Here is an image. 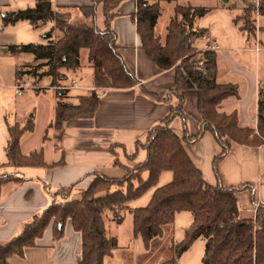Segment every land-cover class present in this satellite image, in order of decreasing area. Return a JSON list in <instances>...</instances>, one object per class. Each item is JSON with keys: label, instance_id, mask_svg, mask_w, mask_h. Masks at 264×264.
Instances as JSON below:
<instances>
[{"label": "trees", "instance_id": "1", "mask_svg": "<svg viewBox=\"0 0 264 264\" xmlns=\"http://www.w3.org/2000/svg\"><path fill=\"white\" fill-rule=\"evenodd\" d=\"M86 1L92 5L78 7L77 11L91 20V24H75L70 12L54 8L51 0H36L34 8L7 13L2 19L4 26L28 22L36 29L53 23V31L59 32L56 42L10 47L16 53L32 54L37 62L34 67L36 77L49 76L52 86L65 79L62 70H79L81 52L88 51L96 90L80 97L76 105L65 103L62 100L64 93L60 94L54 122L48 129H61L74 118L94 114L99 105V89L124 90L140 84L119 53L117 34L113 30V21L120 16L117 10L127 0ZM176 1L137 0V12L134 14L137 34L149 60L162 70L174 69L176 73L174 87L164 96L154 94L144 86L139 87L146 97L171 106L170 114L150 130L144 140L135 143L134 156L144 151L145 161L134 167H124L127 175L122 179L96 175L83 190L81 200L54 204L41 215L35 216L18 236L0 244V264H10V258L22 257L27 249L37 248L49 227L53 229V241L62 240L69 221L74 231L81 235V257L78 264H104L105 258L111 257L117 246L116 239L107 236L104 212L112 211L117 222L121 223L123 217L119 213L127 209V204L153 188L155 190L150 203L144 208L130 211L133 216V238L141 239L146 249H150L155 239L164 236L165 228L175 221L176 215L187 212L192 215L193 221L184 239L172 246L174 263L198 239L204 238L202 264H264V205L259 206L254 218L241 219L238 194L242 191L251 192L252 186L226 187L218 173L219 163L234 145L251 148L264 145V88L258 97L255 129L241 127L237 112L221 113L218 110L220 104L229 98L238 97L239 88L233 84H216V53L208 50L198 52L196 48V43L209 35L208 29L197 26L198 21L209 13V9L177 5L165 38L156 32L163 10L162 3ZM100 8L105 19L103 28L97 24ZM255 11L252 6L244 10L245 23L240 30L247 39L256 36ZM259 11L264 16V0H261ZM240 19L237 18L235 22L239 23ZM51 33L47 34V39L52 38ZM200 62L204 64L203 71L197 67ZM187 91H196L198 94L200 132L192 136L185 128L181 137L171 129V124L178 117L186 118ZM33 131L32 120L25 126L15 124L9 127L10 141L6 148L9 163L17 169H55L63 166V161L46 164L42 152L30 156L22 154L21 140L26 133ZM206 132H210L222 148L221 154L213 162L219 179L215 186L204 179L184 148V143L198 141ZM164 172H172L173 181L157 187ZM144 174L148 175L146 180ZM13 178L14 175L0 177V193L2 186ZM116 187L117 190H113ZM71 189H63L60 194L67 196Z\"/></svg>", "mask_w": 264, "mask_h": 264}, {"label": "crops", "instance_id": "2", "mask_svg": "<svg viewBox=\"0 0 264 264\" xmlns=\"http://www.w3.org/2000/svg\"><path fill=\"white\" fill-rule=\"evenodd\" d=\"M18 1L20 3L17 4L16 0H0V17L3 19L7 13L17 12L14 11L16 6L18 8L16 10L20 11L27 2H36V0ZM51 2L54 8L70 12L73 19L75 15H78L75 13L78 7L92 5L86 0H51ZM235 9L237 8L233 7L232 0L209 7V13L197 23L199 28L208 29L209 35L206 39L199 40L196 48L198 52H202L206 51L210 44L217 46L218 50L214 51L218 68L216 84H233L239 88V96L223 101L218 110L225 114L237 112L241 127L255 129L258 97L260 90L264 88V45L261 38L264 27L260 23L264 16L258 17L261 51L256 52L254 39H247L240 30V24L235 22L242 13L241 10L234 11ZM117 11L120 16L113 21V30L117 34L119 53L140 84L138 87L124 90H97L101 95V98L97 97L99 99L97 111L92 115L74 118L65 123L61 129H48L54 120L46 121L44 135L37 147L29 149L30 145H34V143L31 144V137L37 131L35 120L29 118L32 107L22 109V103L19 102L16 97L18 95L15 93V87L19 86L16 80L17 74H14V78L13 73L9 71L7 76L10 75V78L5 80L3 69L8 67L10 69V66L2 62L1 67L0 62L2 68L0 82L3 84L0 85V176L6 174L15 176L1 188L0 244L7 243L18 236L27 223L52 205L67 203L66 198L74 192L73 190H78L81 196L96 175H104L112 179L125 178L127 171L124 167H134L146 159L144 151L134 156L135 143L138 140H144L147 133L170 114L169 104L153 101L143 95L139 87L144 86L148 91L164 96L175 85V70L160 69L149 60L142 49L134 18L137 12V0L123 2ZM104 22V18H97L100 28L104 27ZM51 27L53 31L54 25ZM156 32L158 34L157 28ZM166 33H162L163 36L159 33L158 36L163 38ZM58 39L49 40L56 42ZM1 45L0 43V47ZM87 66L91 69H85L81 63V68L75 72L62 70L66 80L70 73L73 77L70 80L71 84L63 79L58 85L53 86L57 94V104L60 101V93L56 88L71 86L73 81L77 82L78 87L66 91L67 94L62 99L65 102L77 104L80 97L90 95L96 90L93 85L94 70L90 62ZM86 77L92 82L89 87L83 84ZM74 91H87V94L76 96ZM185 98L186 118L178 117L171 124V129L182 137L183 129L187 128L190 135L196 136L200 132L198 94L196 91H187ZM40 103L49 104V101L42 98ZM36 116L38 114H35ZM29 120L33 121L34 131L23 136L22 154L30 156L35 152H42L46 164L52 165L63 161V166L55 169L49 167L17 169L9 163L6 153L10 141L9 127L15 124L24 126V123ZM184 148L195 166L202 172L204 179L212 186L217 185L219 179L214 171L213 162L215 157L221 154L222 148L215 137L210 132H206L200 140L184 143ZM218 173L220 181L226 187L252 186L251 192L242 191L238 194V201L240 218H254L257 212L255 204L264 205V145L258 148L234 145L219 163ZM172 181L173 173L169 183ZM66 188H72L73 192L70 191L67 196L60 194V191ZM143 247L149 250L145 248L144 243ZM113 255L109 259H114ZM80 257L81 235L74 231L69 221L62 240L54 242L53 229L49 227L44 238L38 242L37 248H29L24 256H14L9 262L10 264H78Z\"/></svg>", "mask_w": 264, "mask_h": 264}, {"label": "rangeland", "instance_id": "3", "mask_svg": "<svg viewBox=\"0 0 264 264\" xmlns=\"http://www.w3.org/2000/svg\"><path fill=\"white\" fill-rule=\"evenodd\" d=\"M16 3H20V1L16 0ZM217 3L225 4L226 0H177L173 3H163V10L161 17L158 21L157 31L158 34L162 35V33L167 32V26L170 22L171 18L174 15V8L177 5H194V6H203L209 9V7L215 6ZM233 7H236L234 11L241 13V19L238 24L242 27L245 23L244 21V10L247 7H254L256 10L257 4L261 3V0H232ZM229 4V3H228ZM36 2H27L23 6L22 10L34 8ZM17 7V6H16ZM15 7L14 11L18 8ZM78 15L74 16L73 22L75 24H90L91 20L83 17L78 11H76ZM261 15V14H260ZM99 19H103L104 15L102 13L101 8L98 11ZM255 20V27L258 23V14L255 11L253 15ZM200 21V20H199ZM198 21V22H199ZM257 22V23H256ZM260 23L262 27H264V17L261 19ZM53 23H49L46 26H42L38 29H34L28 23L19 22L15 25H7L4 26L3 20L0 17V43L2 44L0 47V62L2 67V62L6 65L10 66L8 68H4L3 77L5 80L10 78V75L7 76V73L10 71L14 75L17 74L16 80L24 89V94L22 96H16L19 102L22 103V109H26L28 106L32 107V110L29 112V118L34 119L37 127L36 134L31 137L32 141L29 149L31 147H37L41 142V138L45 132V123L46 121H52L56 115V107L57 106V94L52 86V79L49 76L36 77L33 75L34 66L37 65V62L34 59V56L30 53H16L10 50L11 46L15 45H48L50 42L49 39L45 38V34L52 31ZM257 32V30H256ZM52 38L56 40L59 38V32L53 31ZM163 36V35H162ZM165 37H163L164 39ZM261 38L264 45V28H262ZM252 39V38H251ZM7 51V53H5ZM18 58V60H16ZM81 63L84 65V68L90 70L91 68L87 66L89 65L88 60V51L83 50L81 55ZM0 67V72L2 68ZM85 72H88L85 70ZM15 74V75H16ZM14 75V78H15ZM72 74L68 76V79L65 81L70 83L72 78ZM75 82V81H73ZM17 83V84H18ZM72 83V81H71ZM70 83V84H71ZM77 83V82H76ZM92 82L87 80V77L83 80V84L86 87H89ZM0 85L1 84L0 82ZM65 87V86H64ZM60 94H65L66 91H59ZM63 94V96H65ZM76 96H81L87 94V91H74ZM15 98V95H14ZM44 98L49 101V104H41V99ZM65 102V101H64ZM68 103V102H65ZM78 103V102H77ZM71 104V103H68ZM72 105H76L72 103ZM35 114L38 116L35 117ZM35 117V118H34ZM42 117V118H41ZM29 124V121L24 123V126ZM23 126V125H22ZM36 149V148H34ZM116 150V149H115ZM114 150V151H115ZM36 151V150H35ZM9 174L0 176L7 177ZM172 176V172H165L159 182L157 187H163L169 183L170 177ZM15 177V176H14ZM145 180L147 179V174L144 175ZM137 186L138 184L135 183ZM73 190V189H72ZM71 190V191H72ZM113 190H117L113 188ZM155 188L149 190L141 197L129 202L127 204L128 209H125L119 213L121 217H123V221L121 223L117 222V218L114 217V213L110 210H106L104 212V221L105 226L107 227V236L109 238H115L117 246L114 250V259H109L110 257H106V263L104 264H202V258L205 252V239L200 238L196 241L193 247L184 253L182 257L177 261L173 262L175 259L174 253H172L171 249L175 243H178L184 239L185 230L192 223V215L190 213H181L177 215L175 221L168 225L165 228L164 236L161 238L155 239L149 250H145L143 247V243L141 240H135L132 238L133 232V216L130 213L129 209L136 207H146L152 198ZM74 191V192H73ZM71 194L66 198L67 202L81 200L82 197L79 195L78 190H73ZM58 203H60L58 201ZM143 207V208H144Z\"/></svg>", "mask_w": 264, "mask_h": 264}, {"label": "built area", "instance_id": "4", "mask_svg": "<svg viewBox=\"0 0 264 264\" xmlns=\"http://www.w3.org/2000/svg\"><path fill=\"white\" fill-rule=\"evenodd\" d=\"M259 9H260V4H257L256 12L258 14V17L260 16ZM256 26L258 28H257L256 36H255V38H253L254 39V43H255L254 49H255L256 52H260L261 51V44H260V40H259V26H258V23H257ZM206 50H208V51H216V50H218V47L213 45V44H210V45L207 46ZM197 67H198L199 70L203 71V68H204L203 62L198 63ZM77 87H78L77 83L73 82V84L71 86H65V87L64 86H60V87H57L56 89L59 90V91H67V90H70V89H73V88H77ZM15 93H16V95L21 96V95L24 94V89L21 86H16L15 87ZM97 97L101 98V95L97 94ZM255 208L257 210L259 208V204H255Z\"/></svg>", "mask_w": 264, "mask_h": 264}, {"label": "water", "instance_id": "5", "mask_svg": "<svg viewBox=\"0 0 264 264\" xmlns=\"http://www.w3.org/2000/svg\"><path fill=\"white\" fill-rule=\"evenodd\" d=\"M227 1V0H226Z\"/></svg>", "mask_w": 264, "mask_h": 264}]
</instances>
